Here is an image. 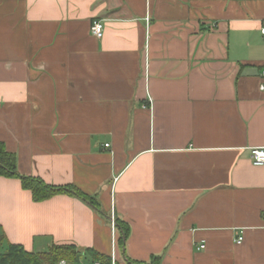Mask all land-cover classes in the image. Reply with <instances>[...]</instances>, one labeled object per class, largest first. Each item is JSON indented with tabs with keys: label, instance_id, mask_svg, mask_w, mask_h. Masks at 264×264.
I'll use <instances>...</instances> for the list:
<instances>
[{
	"label": "crops",
	"instance_id": "obj_1",
	"mask_svg": "<svg viewBox=\"0 0 264 264\" xmlns=\"http://www.w3.org/2000/svg\"><path fill=\"white\" fill-rule=\"evenodd\" d=\"M263 24L264 0H0V142L99 205L0 176L1 254L264 264Z\"/></svg>",
	"mask_w": 264,
	"mask_h": 264
},
{
	"label": "trees",
	"instance_id": "obj_2",
	"mask_svg": "<svg viewBox=\"0 0 264 264\" xmlns=\"http://www.w3.org/2000/svg\"><path fill=\"white\" fill-rule=\"evenodd\" d=\"M0 176L7 178H16L21 181L22 187L32 193V197L35 202L46 201L58 194L74 195L83 201L90 204L93 208L99 210L97 202L83 194L78 189L72 186L66 187H53L47 185L40 179L32 177L21 176L16 170V157L14 154L9 153L4 144L0 142ZM118 227L122 231V235L119 239L122 245L125 244L129 235V229L120 221H115ZM4 241L0 238V264H59L61 261H67L73 264H78L84 255L89 254L93 261H98L101 264H112L109 257L104 255L87 251L82 252L75 246H52L48 252L36 254L26 251L20 245H9L8 250L1 254V245ZM160 258H153L151 264H159ZM129 264H144L128 261Z\"/></svg>",
	"mask_w": 264,
	"mask_h": 264
},
{
	"label": "built area",
	"instance_id": "obj_3",
	"mask_svg": "<svg viewBox=\"0 0 264 264\" xmlns=\"http://www.w3.org/2000/svg\"><path fill=\"white\" fill-rule=\"evenodd\" d=\"M104 23L102 21H94L92 24L91 32L92 34L97 38H102L104 34ZM262 34L264 35V24L262 27ZM263 83L261 84L260 90L264 92V72L262 73ZM106 147H109V145H106ZM252 160L257 166L264 165V148H258L252 150ZM243 241V238L240 237L237 240L238 244H241ZM201 249H204V246H201ZM112 260V264H115L114 259ZM60 264H67L66 261H61ZM78 264H101L98 261H80Z\"/></svg>",
	"mask_w": 264,
	"mask_h": 264
}]
</instances>
